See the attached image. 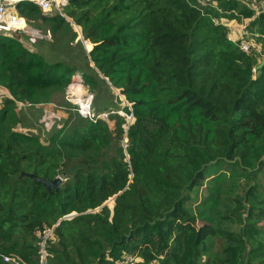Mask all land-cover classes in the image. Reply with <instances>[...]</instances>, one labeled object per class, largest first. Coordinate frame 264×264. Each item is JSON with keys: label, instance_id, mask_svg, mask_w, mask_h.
Listing matches in <instances>:
<instances>
[{"label": "trees", "instance_id": "16d2710c", "mask_svg": "<svg viewBox=\"0 0 264 264\" xmlns=\"http://www.w3.org/2000/svg\"><path fill=\"white\" fill-rule=\"evenodd\" d=\"M217 3L68 0L65 13L93 43L85 68L0 35V86L9 94L0 105V264H16L2 255L38 264L41 232L53 225L44 264H119L125 255L129 264H198L207 252L205 264H264V65L254 70L259 55L219 22L252 17L249 30L261 40L264 11ZM19 13L65 23L32 3ZM77 72L94 100L99 83L119 90L134 117L127 129L124 117L111 128L92 110L90 119H67L50 144L16 129L17 102H50ZM21 170L65 180L47 191ZM235 174L247 183L230 181ZM209 176V195L193 212L191 192Z\"/></svg>", "mask_w": 264, "mask_h": 264}, {"label": "rangeland", "instance_id": "374dc122", "mask_svg": "<svg viewBox=\"0 0 264 264\" xmlns=\"http://www.w3.org/2000/svg\"><path fill=\"white\" fill-rule=\"evenodd\" d=\"M201 1L203 2L201 4L197 1V4L200 5V7L218 6L217 0ZM237 1L241 4H245L250 9H254L255 15L259 14L261 11H264V0ZM70 19L71 21L65 19V23H61L60 26H56V23L53 21H26L27 30L35 29L37 31H27L30 32L27 33L16 30L6 34H11V36L18 38L20 42L28 47L31 51H39L44 59L48 60L49 62H54L57 60L64 61L67 64L74 62L80 63L83 65L82 67L85 68L83 53H88L91 50L93 43L91 42L90 48L88 45L86 46L84 43L85 39L81 27L77 25L72 18ZM251 19L252 17L241 18L237 21L235 19L220 18L219 22L227 27V35L229 38L237 41L246 39L252 42V45L254 46L253 49H257L262 52V56H259L258 58L259 61L264 56V39H257L258 36H255V33L252 34V32L249 30V23ZM20 25H23L22 21ZM88 65L93 67L92 62H89ZM85 70L89 72L87 68ZM74 76L80 77L77 79L70 77L71 80H69V83H67L65 89L62 91L58 90L56 93H53L50 98L51 101L48 103L29 105L26 103L17 102L15 111L19 115V123L16 126V129L22 133H27L37 137L41 143L50 144L48 141L49 137L60 130L67 119H74L73 117H76L77 114L79 115L77 111V109L80 107L79 103L80 101L84 102L85 100H90V109L94 113L118 111L115 112L116 114H112L107 120L108 125L111 128H113L115 124V115L122 117L124 116V118H127V112L123 109V107L129 104L126 105V101L124 100L125 97L122 94L120 95L119 90L110 86L108 82H106L107 84L99 83L97 97L94 100V92L91 91L89 85L84 82L80 72L75 73ZM77 81L80 82L84 90V93L80 96L76 95L71 90L72 84L77 83ZM8 97L9 94L7 93V90L0 86V105H4L5 99ZM93 101L96 103V108L91 107V103ZM124 124H122L123 127ZM115 142V139L111 141L109 153H113L115 151ZM126 142L127 138L124 136V138L121 140V143L123 144ZM262 158H264V154L262 155ZM73 164V162H67L66 167H73ZM245 166L248 168L251 167L249 164H245ZM59 168L58 169L60 172H64L65 168L63 166ZM224 168L226 169L227 167ZM58 176H60L64 182V175L61 173ZM209 179L210 176L207 177L201 185L196 187L195 190L191 192V200L188 202L187 206L193 212L201 209L200 203L205 197L209 195L207 190V186L210 184ZM230 181L239 183L241 185H245L247 183V181L238 174H235L233 177H231ZM258 181L260 183V187L264 188V174L259 176ZM105 204H107L109 208H112L114 204V196L107 199ZM73 213L74 212L68 214V216L72 215ZM200 224V221L196 222L197 226ZM260 224H262V222H260L259 225ZM209 254L210 252L201 255V257L198 258L197 263L205 264L204 261Z\"/></svg>", "mask_w": 264, "mask_h": 264}, {"label": "built area", "instance_id": "2783aa9c", "mask_svg": "<svg viewBox=\"0 0 264 264\" xmlns=\"http://www.w3.org/2000/svg\"><path fill=\"white\" fill-rule=\"evenodd\" d=\"M23 3H32L38 7V9L45 15L53 12L58 13L59 15L63 16L66 20H70L69 16L65 13V7L68 4V0H0V35L10 33L11 31H24L27 32V24L25 17L21 16L19 13V6ZM21 21L23 22V25H20ZM255 36H259V34H254ZM229 38V37H228ZM234 42H238L239 47L245 51V52H255L260 57L262 56V52L259 50L253 49L252 42L246 39L241 40H234L232 38H229ZM264 55V54H263ZM80 76H72L73 79H77ZM81 80V79H80ZM78 82V81H77ZM73 83V82H72ZM125 100V98H124ZM126 101V100H125ZM84 103V105H82ZM80 107L77 109L79 115L89 119L93 117L90 109V100H85L84 102L80 101L79 103ZM129 104L126 101V105ZM130 105V104H129ZM127 105V107L129 106ZM129 111L131 110V106L128 107ZM118 111H108V112H100L95 117H100L102 119H108V115L115 113ZM124 117V116H123ZM126 121L127 123L124 124V128L127 129L128 126L133 122V115L131 111L129 113H126ZM54 225L51 227H46L41 232V241L39 242V261L38 264H44L46 252L44 249L46 240L51 236L52 229ZM124 260L120 262L119 264H129L132 260V257L130 256H124ZM2 258L4 261L8 262H14L16 264H19L14 258L10 256H4L2 255ZM131 259V260H129Z\"/></svg>", "mask_w": 264, "mask_h": 264}, {"label": "water", "instance_id": "95a60500", "mask_svg": "<svg viewBox=\"0 0 264 264\" xmlns=\"http://www.w3.org/2000/svg\"><path fill=\"white\" fill-rule=\"evenodd\" d=\"M264 65V56L259 60L257 65H255L254 70L260 69ZM26 176L32 179L34 182L41 183L47 191L54 190V191H59L61 184L63 182L62 178L60 176H55L53 178H47V177H42L38 176L34 172H27L25 170H21L19 177ZM73 213L72 215H74ZM69 215V216H72ZM68 215L64 216L63 218L69 217Z\"/></svg>", "mask_w": 264, "mask_h": 264}, {"label": "bare ground", "instance_id": "6f19581e", "mask_svg": "<svg viewBox=\"0 0 264 264\" xmlns=\"http://www.w3.org/2000/svg\"><path fill=\"white\" fill-rule=\"evenodd\" d=\"M71 90L78 96H80V95H82L84 93V90H83L82 85L80 84V82L72 84ZM82 105H84V103H82Z\"/></svg>", "mask_w": 264, "mask_h": 264}, {"label": "crops", "instance_id": "0c3cea01", "mask_svg": "<svg viewBox=\"0 0 264 264\" xmlns=\"http://www.w3.org/2000/svg\"><path fill=\"white\" fill-rule=\"evenodd\" d=\"M200 4L201 3H203L201 0H197ZM213 6V5H212ZM27 28V27H26ZM28 31H30V32H32V31H37V30H35V29H31V30H28ZM20 32V31H19ZM30 32H27V33H30ZM1 87H3V86H1ZM4 88V87H3ZM8 93V92H7Z\"/></svg>", "mask_w": 264, "mask_h": 264}]
</instances>
